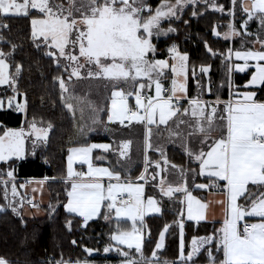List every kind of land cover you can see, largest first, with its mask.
Masks as SVG:
<instances>
[{"label": "snow or ice", "instance_id": "snow-or-ice-1", "mask_svg": "<svg viewBox=\"0 0 264 264\" xmlns=\"http://www.w3.org/2000/svg\"><path fill=\"white\" fill-rule=\"evenodd\" d=\"M195 4L196 0H162L153 11L146 3V0H67V4H56L53 0H0V13L29 15V9H35L42 14L31 20V35L33 40L43 38L45 46L49 49L45 55L53 59L57 69L61 67V58L68 61L64 64V71L68 72L69 81L73 77L82 79V69L88 68L89 78H102L111 83V107L108 110V122H119L122 126L125 121L128 124L133 122L144 127V172L138 177L145 179L150 165L148 150L152 147V125L168 126L170 121L176 125L175 128H168L169 136L182 138L183 147L190 158L199 162V174L207 175L212 182V186L219 187L216 181H224L225 200L217 203L225 205L222 225L213 235L203 237H193L192 250L185 255L184 224L180 221V244L179 261L180 264H188L193 256L200 252V249L207 244H215L217 252H222V259L218 264H264V193L251 200L250 205H241L237 202L238 197L248 191L249 184L254 186H264V101L256 99V92L245 91L238 95L237 99H229L227 102L217 100L216 104L223 103L222 114L217 115L218 109L211 106L207 101L199 98L190 99L189 107L181 111L180 101L182 95L186 93L187 76V55H180L175 46L168 49L172 53V59L176 63L169 64L166 60H149L148 54L156 51L152 44L151 37L154 30L160 34L161 21L168 17H175L177 12L188 4ZM207 3V0H205ZM235 5L236 0H232ZM215 10L223 12V6H218L213 0L211 5ZM242 10L247 14L248 20L258 17L264 25V0H244L241 4ZM147 10L148 15L144 16ZM196 13L194 12L193 15ZM247 26V20L241 27ZM4 27H7L6 25ZM229 32L225 33V38L237 34L234 26L228 25ZM175 31L168 28L167 32ZM214 34L218 35L216 28ZM164 34H167L164 32ZM251 35V33H248ZM2 39V37H0ZM264 47V40L258 41ZM37 47H40L37 44ZM206 47H208L206 45ZM16 45H12L15 50ZM78 48V55L76 49ZM55 49L56 51H52ZM209 52L212 49L208 48ZM216 55L215 52H212ZM231 55V50L230 53ZM12 52L0 51V85H7L12 91L18 92V78L22 71V65L17 63L15 72L9 71L10 65L7 57ZM238 59H243V66L237 65V70L244 72L248 67L249 60H255V65L251 79L244 85L245 88L264 86V51H247L235 53ZM81 58L83 63H81ZM171 68L173 74L170 95L165 97V91L160 78L165 74L164 69ZM93 68L95 70H93ZM70 69V72H69ZM200 71L207 73L208 67L202 66ZM231 71V69H229ZM58 81L61 89V100L68 111L75 113L76 106L73 100L78 103L83 102V98L75 97L69 93L68 85L62 75L53 78ZM146 79L147 84L140 81ZM131 84L134 91L125 92L121 84ZM138 83V87L136 84ZM155 86V96H145L143 90H151ZM68 94V95H65ZM135 96V109L129 107L130 96ZM15 96L9 97V106ZM175 101V103H174ZM2 106V102H0ZM91 106V105H89ZM209 107L211 110L209 111ZM16 109L24 112L25 103H17ZM95 111V109H93ZM185 120L183 117L189 116ZM175 118V120H174ZM97 121L94 119L93 123ZM181 125H186L189 131L185 134ZM31 132L25 133L23 128L19 130L8 129L0 135V161L8 162L12 157L21 158L24 154V143L26 136H35L32 140L35 149L39 143H46L48 133L53 125L48 124L47 128L37 127L35 120L29 125ZM80 131L83 133L84 128ZM199 139L201 149L196 152L191 147V139ZM204 145L208 150H204ZM131 147V141H122L120 145V158H127ZM103 149L107 152L110 148L108 144H91L85 147L70 148L68 156L67 177L65 183H70V190L67 191L68 201L64 205L68 213H75L83 217L85 224L94 216L99 214L101 205L107 202L108 213L115 210L116 216L126 217L131 220L133 227L131 231H119L111 236L118 245H126L128 249H134L139 254L140 259H128V252H122L126 259L122 264H176L175 261L164 260L161 262L157 258V250L164 248L165 234L169 230V225L165 224L164 229L159 233V239L155 244V249L150 257L144 256L143 235L136 227V222L143 224V218L148 211L159 212L157 202L149 197L147 203L143 200V185L131 182L121 183L120 172L115 168H98L92 164L91 154L94 149ZM165 166L169 165L164 152L160 151ZM74 160L88 165V172H75L73 170ZM119 163V161H118ZM155 168L160 171L154 175L159 176L165 168H161L159 161L155 162ZM171 168L179 169L183 177L185 170L171 164ZM8 179L5 184L14 179L13 171L7 172ZM103 177L109 181L115 179L116 184L111 182L105 185L101 182ZM48 178L37 181L41 186ZM167 185V186H165ZM24 187V185H21ZM198 188L208 187L207 185H197ZM36 189H33L35 191ZM160 190L164 196L172 197L174 193H185L187 200V219L197 222L206 218L208 204L195 198L188 191L186 184L172 183L162 178L160 180ZM128 193L127 201L117 200V194ZM12 194H17L16 185L12 184ZM32 204V201H28ZM184 203V201H181ZM119 204V206H118ZM37 207L36 205H33ZM52 208V205H49ZM0 208V211H3ZM54 210V209H53ZM13 213L17 212L12 206ZM183 215V214H182ZM245 217H257L258 222H245L241 226V221ZM109 219V215H105ZM71 222L69 221V227ZM75 244L76 242L73 241ZM110 247H105L104 251H110ZM91 253V249H85ZM212 264H217V258L209 251ZM0 264H10V261L0 257ZM56 264H70L68 261L60 260ZM75 264H88L87 261H76Z\"/></svg>", "mask_w": 264, "mask_h": 264}, {"label": "trees", "instance_id": "trees-1", "mask_svg": "<svg viewBox=\"0 0 264 264\" xmlns=\"http://www.w3.org/2000/svg\"><path fill=\"white\" fill-rule=\"evenodd\" d=\"M57 1L66 3V0ZM161 1L146 0V3L154 10ZM222 6L224 9L222 13L206 10L196 18L190 17L193 7L189 6L179 17L164 21L161 24L162 27L171 26L175 31L160 38H153L152 44L156 51L149 53L148 58H165L169 54L168 49L172 46H176L178 52L186 54L188 98L226 100L231 96L233 89L242 91L252 89L257 94L256 98L264 101V86L244 87L250 80L254 67L246 68L244 72L232 69L230 75L228 74L233 62V59L230 60L228 57V51L238 50V48L250 49L253 43H239L244 40L240 38L230 43L228 39L214 35L213 28L217 27L220 32L225 29L224 24L229 20L226 12L229 11L230 0H223ZM236 14L238 17L236 27L240 30L241 37L245 38L249 35L248 33H251L249 36L258 37L264 33V25L258 17L248 20L247 14L239 10ZM41 15L37 10H30L27 16L0 13V37H2L0 51L12 52V55L7 57L11 73L15 72L17 63L22 65L18 78V92L14 93L8 86H0V102H2L0 134L8 128H29L33 120L36 125L45 128L49 123L53 125L48 133L47 142L39 143L35 149L32 141L27 139L25 158H12L8 162H0V206L5 207V210L0 211V257L10 261V264H56L60 260L93 261L99 264L105 259L113 261L116 260L115 256L112 255V251L110 254L105 253V247L113 245L111 236L114 233L131 230L133 223L126 217L118 218L113 211L108 213L105 205L98 217L87 221L86 224L83 218L68 213L64 208L70 187V184L65 183L68 148L109 140L108 134L102 127L106 122V110L98 118L102 125L98 124L99 127L94 128L93 120L96 117L92 116L87 109L76 106L73 113L64 106L59 83L53 79L58 75L64 78V71L61 68L57 69L53 59L45 55L46 46L35 43L31 35V20ZM142 15L147 16V10ZM246 20L247 26L241 27ZM5 25L7 27H4ZM13 44L16 45L15 50L12 49ZM37 44L40 47H37ZM209 47L216 55L209 52ZM202 66L208 67L209 71L206 78H202V81H206L201 86L195 74L202 73L200 71ZM72 87L77 89L76 84ZM13 94L16 95L18 102H26L24 112L15 109L14 102L11 106L7 105V99ZM133 98L134 96H130L128 99L129 105H132ZM106 105L107 100L104 107ZM81 128H84L83 133L80 131ZM97 155L96 153V157ZM149 155L152 159L157 156L155 153ZM166 157L171 164H176L188 175L191 174L193 183L204 180V177L199 174L198 163L178 147L169 146ZM8 171H13L14 178L18 179L48 178L46 186L49 199L43 206L45 212L43 217H25L20 212V214L13 213L8 206L7 191L12 183L18 182L11 180L7 184L4 183L8 179ZM135 173L137 174L138 171ZM190 188L193 187L190 186ZM146 192L148 195H153L154 192L158 194L150 184H147ZM261 193H264V186L255 187L249 184L248 191L240 198L239 204L250 205L251 200L259 197ZM181 201H183V193H174L172 197L160 196L158 198L160 213L147 215L144 218L142 224L144 256H151L159 233L164 229L165 224L170 227L165 235V246L157 253V258L160 261H175L176 264H180L179 222L181 219L184 224L185 250L193 237L213 235L221 227V222L184 220L182 215L184 203ZM49 205L53 207L50 208ZM106 214L109 215V219H105ZM73 241L76 243L74 244ZM85 249L92 251L89 253ZM209 251L213 257L217 258L218 264L219 259H222V252L216 251L214 243L206 245L188 264H212ZM132 252L135 253L133 250Z\"/></svg>", "mask_w": 264, "mask_h": 264}, {"label": "rangeland", "instance_id": "rangeland-1", "mask_svg": "<svg viewBox=\"0 0 264 264\" xmlns=\"http://www.w3.org/2000/svg\"><path fill=\"white\" fill-rule=\"evenodd\" d=\"M18 2H22V0H18ZM162 2V1H161ZM160 2V3H161ZM170 2L171 3H175V0H170ZM212 2H213V0H207V3H205V0H196V3L195 4H192V3H188V4H186L184 7H183V9L182 10H180V11H178L177 12V15L175 16V17H168V18H165V19H163L162 21H161V24L164 22V21H166V20H170V19H174V18H177V17H179L184 11H185V9H187L189 6L190 7H193V9L191 10V13H190V17H192V18H196L197 16H199V15H201L204 11H206V10H209V11H213V12H218V13H222L221 11H217V10H215L211 5H212ZM249 2H250V0H249ZM53 3H56V4H60L61 2H59V1H57V0H53ZM159 3V4H160ZM215 3L218 5V6H222V4H223V0H215ZM242 3H244V0H236V3H235V5H233V3H232V0H230V8H229V11L228 12H226L227 14H228V17H229V20L226 22V24H224V26H225V29L224 30H222V31H218L217 30V27H215L216 28V31L219 33L218 35H216V34H214V35H216V36H219V37H222V38H224V39H226L225 38V33H228L229 32V28H228V25L231 23L233 26H234V28H235V31H236V33L237 34H234V35H231L229 38H227L228 40H229V42L230 43H233V41L236 39V38H238V40H240V39H244L243 41H241V42H239V43H253L254 45H252V47L250 48V49H243V50H240L239 48H238V50L237 49H235V50H231V55L229 54L230 53V50L228 51V57L229 58H232V56H233V62L231 63V65H230V67H229V69H233V70H236V71H238L237 70V65H241V66H243L244 64H245V61L243 60V59H238L237 57H236V55H235V53L237 52V51H239V52H241V53H244V52H247V51H264V47H262V45H261V43L260 42H258V41H260V40H264V33H261L258 37H254V36H249V35H246L245 36V38L244 37H241V33H240V30L236 27V20L238 19V17H236V12H237V10H239V12H244L243 10H242V8H241V4ZM67 4V0H66V3H65V5ZM158 4V5H159ZM157 5V6H158ZM30 10H35V9H29V11ZM155 10V9H154ZM153 10V11H154ZM196 13L195 15H193V13ZM224 12V11H223ZM245 13V12H244ZM9 14H12V13H9ZM5 15H7V14H5ZM161 24H160V29L161 30H163V31H161L160 32V34H157V31L158 30H154V34H153V36L151 37V41H152V39L153 38H160V37H163V36H165V35H167L169 32H167V29L168 28H172L171 26H166V27H162L161 26ZM244 28V27H243ZM164 32H166L167 34H164ZM214 33V32H213ZM248 37H251V39H248ZM240 38V39H239ZM35 43H41V44H44V41H43V38L41 37V38H37L36 40H35ZM256 43H258V44H256ZM45 45V44H44ZM256 45V46H255ZM254 46H255V48H254ZM176 47V46H175ZM46 51H48L49 49L46 47ZM52 51H56L55 49H51ZM76 51V54L78 55V48L75 50ZM176 51H177V49H176ZM178 52V51H177ZM182 54V53H181ZM170 55H173L172 53H169V55L168 56H170ZM184 55V54H183ZM52 59H54V58H52ZM149 59V58H148ZM149 60H166V61H168L169 62V64L171 65L172 63H174L173 61H172V58L171 57H165V58H163V59H159V58H154V59H149ZM231 60V59H230ZM235 60H239V62H235ZM177 62V61H176ZM66 63H68V61H66V60H63V58H61V69L64 71V67H63V65L64 64H66ZM81 63H83V59L81 58ZM248 67L247 68H249V67H254V71L256 70L255 69V65H256V63H258L257 61H255V60H249L248 62ZM259 63H262V64H264V61H260ZM55 64V63H54ZM56 65V64H55ZM171 68L169 67V68H166V69H164V70H166V71H164V73L165 72H167L168 70H170ZM93 70H95L94 68H93ZM82 71V74H83V77L84 78H82V79H77V78H75V77H73L72 78V80L71 81H69V79H68V72H65L64 71V80H65V82H66V84L68 85V89H69V93L71 92L72 93V91H73V93H72V95L73 96H75V97H80V98H83V102L82 103H78L76 100H73L72 102H73V104L75 105V106H80V108H84V109H87L88 110V112H90L91 113V115L93 116L94 115V117H96V123L94 124V128H97V127H99L98 126V124H100V125H102V123L100 122V119H98L99 117H100V114L101 113H103L105 110H106V122H105V124H103V128L105 129V131H107V134H108V132L110 133V132H112L113 134H114V136L117 138V136H120V138L121 137H124V141H131V147H130V150H129V152H128V154L130 155V156H128L127 157V160L123 163V164H126L127 165V162H128V166H134L136 163H140L141 165H142V167L144 166V151H143V149H144V127H143V125H141V124H137V123H135V122H133L132 124H128V122L127 121H125V125H127V126H122L118 121L117 122H114V123H109L108 122V110H109V108L111 107V99H112V97H111V92H112V86H111V83L109 82V81H107V80H105V79H102V78H96V79H93V78H89L88 76H87V72H88V68L86 67V68H84V69H82L81 70ZM253 71V72H254ZM69 72H70V69H69ZM230 72L231 71H228V74L230 75ZM253 72H252V74H253ZM204 76H203V75ZM252 74H251V76H252ZM168 75V74H167ZM197 75H199V76H197ZM205 76H207V73H201V74H198V73H196L195 74V77L197 78V82H199L200 84H201V86H202V83H204L206 80H204V81H202V78L203 79H205L206 77ZM162 78V77H161ZM160 78V80H161V83H162V85H164V83H163V80ZM250 79H251V77H250ZM228 81L230 82V76L228 77ZM140 82H142V83H145V84H147L148 83V81L146 80V79H144V80H142V81H140ZM167 83L169 84V90L171 89V86H172V80H168L167 81ZM185 83H186V85H187V76H186V81H185ZM77 85V89H72L73 87L72 86H74V85ZM167 84V85H168ZM0 86H7V85H0ZM139 85H138V83L136 84V87H138ZM121 87L123 88V90L125 91V92H129V91H134V87H133V85L131 84V82H129L128 84H121ZM204 87H206V86H204ZM255 87H257V86H255ZM152 91H153V95L152 96H154L155 95V86H154V84L152 85ZM246 90V89H245ZM236 91H238L237 89H233L231 92H233V94H234V96H236V94H241V93H243V92H245V91H242V90H239V92H236ZM247 91H252V89H247ZM143 92H144V95H146V94H149V89L148 88H145L144 90H143ZM65 95H68V94H65ZM162 95H164L165 96V94H164V92L162 93ZM168 95H170V91L168 92V94L166 95V97L168 96ZM12 96H15V100H13L14 101V103H15V105L17 104V103H20V102H18L17 101V99H16V95L15 94H13V95H10V97H12ZM134 96V95H133ZM183 96H184V94H183ZM186 97V96H185ZM130 98V97H129ZM128 98V99H129ZM107 100V105H106V107H104L105 106V101ZM7 102L9 103V98L7 99ZM21 103H23V102H21ZM89 105H91V106H89ZM93 109H95V111H93ZM37 127H40V128H45V127H43V126H39V125H37ZM118 127V128H117ZM20 128H18V129H16V130H19ZM25 130V129H24ZM156 131H157V128L155 127V128H153L152 129V133H156ZM29 132H31V129H30V127L28 128V129H26L25 130V133L27 134V133H29ZM118 132V133H117ZM4 133V132H3ZM3 133L2 134H0V135H3ZM27 139H29L30 141H32L33 139H35V136H26V139H25V143H24V154H23V156L21 157V158H19V159H23V158H25L26 157V155H27V153H26V151H25V147H26V142H27ZM167 139V138H166ZM28 140V141H29ZM91 144H106V142L105 141H103V142H99V141H97V142H90V144H86L85 146H88V145H91ZM108 145H110V150L112 151L113 150V147H114V149H116V150H118V147H117V145L115 144V141L113 140V141H111V142H109V143H107ZM113 144H115V146L113 145ZM166 144H167V141H166ZM84 146V147H85ZM79 147H81V146H70L69 148H68V152H67V154H66V172H67V167H68V156H69V149L70 148H79ZM163 152H164V148L163 149H161ZM166 156V155H165ZM157 157V161H159L158 160V158H159V155L158 156H156ZM12 158H16V157H12ZM11 158V159H12ZM167 158V157H166ZM17 159V158H16ZM160 159H161V163L163 162V157H160ZM152 157L150 158L149 157V161L151 162L150 163V165L149 166H151L152 164H153V162H152ZM0 162H2V161H0ZM93 166L94 167H98V166H96V165H94L93 164ZM149 168V167H148ZM82 169H86L87 170V172H88V165L87 164H85V163H82V162H80V161H77V160H74V162H73V170L75 171V172H82ZM135 169V168H134ZM140 170H141V168L139 167L138 169H135V171H133V176H137L138 174H139V172H140ZM138 171V173L136 174L135 172H137ZM86 172V173H87ZM29 183H30V181H29ZM13 184V183H12ZM15 184V183H14ZM113 184H116V183H113ZM133 184H138L137 182H133ZM16 185V184H15ZM35 186H37V185H35ZM16 189H17V194L14 196L13 194H12V186H10V188L8 189V191H7V193H8V200H9V207L11 208V210H12V206H14V207H16V209H17V213H19V210H18V208H24L25 206V204H23V202H22V200H21V196H20V191H19V188L16 186ZM185 194V193H184ZM185 196H186V194H185ZM42 199V198H41ZM41 199H39L38 197H36V208H39V209H41V206H42V204H44L43 203V201L41 200ZM68 201V200H67ZM10 202H11V205H10ZM67 203V202H66ZM107 206V202H104V203H102V205H101V209H102V207L103 206ZM7 206V207H8ZM118 206H119V204H118ZM6 207V208H7ZM157 207H159V209H160V206H159V204L157 203ZM0 208H3L4 210H5V207L4 206H0ZM101 211V210H100ZM160 211H161V209H160ZM160 211L159 212H153V211H148L147 213H146V215H148V214H158V213H160ZM20 214V213H19ZM99 214H100V212H99ZM99 214H97L96 216H94L92 219H95V218H97L98 217V215ZM183 214V213H182ZM23 215V214H22ZM24 216V215H23ZM25 216H30V217H39V216H41V215H33V214H31V213H28L27 215H25ZM92 219H90V220H92ZM131 221V220H130ZM132 222V221H131ZM179 225H180V222H179ZM136 227L137 228H139L140 230H141V233H142V235L144 236V230H143V227L141 226V225H139V221H137V223H136ZM128 231H131V230H128ZM166 235V234H165ZM203 237V236H202ZM159 239V238H158ZM158 241V240H157ZM191 242H192V240H191ZM191 242H190V245H189V249H190V251L192 250V244H191ZM164 244H165V242H164ZM208 245V244H207ZM206 245H204L203 247H205ZM110 248H112V251H113V249H114V253H116L118 256H121V253L122 252H126L127 250H126V248H127V246L126 245H118L117 243H116V241H113V245H111L110 246ZM128 249V248H127ZM129 250V249H128ZM161 250V249H160ZM160 250H157V252H159ZM138 254V253H137ZM187 254V252L185 253V255ZM123 256V255H122ZM114 261V260H113ZM124 260H122V259H119V260H117V261H114V264H122V262H123ZM70 262V264H75V262L76 261H69ZM88 262V264H97V263H95V262H93V261H87Z\"/></svg>", "mask_w": 264, "mask_h": 264}, {"label": "crops", "instance_id": "crops-1", "mask_svg": "<svg viewBox=\"0 0 264 264\" xmlns=\"http://www.w3.org/2000/svg\"><path fill=\"white\" fill-rule=\"evenodd\" d=\"M256 44H258V43H256ZM255 46H254V48H255ZM178 53L180 55H183L180 52H178ZM168 55L166 57H171L172 58V56H173V55H170V56H168ZM230 59L232 60L233 58H230ZM172 61L174 63H176V61H174L173 59H172ZM235 62H239V60H235ZM164 71H166V70H164ZM165 73H167L168 75L166 74V76L164 77V75H165L164 74L161 79L163 80V83H164V79H166V83H164L163 87L167 88L169 90V88H168L169 84L167 83V81L173 79V74L171 72V69L168 70ZM187 76H188V72H187ZM245 91H247V90H245ZM236 92H239V90L236 91ZM148 95H151V96L153 95L152 89L149 90V94H146L145 96H148ZM181 95H182V99L180 101V107H181V111L183 112L184 108H188L189 107L188 101L190 99H192V98H188L186 93H184V96H183V94H181ZM238 95L239 94H236V96H234V94L232 92L231 96L228 99H226V100L225 99L224 100H222V99H207V98H199V99L201 101L209 102V104L211 106L217 107V109H218L217 115H220V114H222L224 104L223 103L216 104V101L219 100V101H222V102H227L230 98L233 99V100L237 99ZM134 100H135V96H134L132 101H134ZM258 101H260V100H258ZM12 102H14V101H12ZM181 102H183V103H181ZM174 103H175V101H174ZM8 104L9 103L7 102V105ZM14 105H15V103H14ZM15 109H16V105H15ZM210 110H211V108L209 107V111ZM183 118L185 120H188V119H190V115L189 116H185ZM174 120H175V118H174ZM155 127L157 128V131H156V133H152V137H151L152 147L148 150V157L150 156L149 155L150 153H155L157 156L159 155L158 160H159V162L161 164V168H165L166 169L165 171L161 172V174L159 176H155V179L153 178L155 173L160 171L159 169L155 168V162L157 161V157H155L152 160L153 164L151 165V168H148L147 173L145 174V179L144 180H139L138 177L140 176V174L142 172H144L145 165L142 167V165L140 163H136L134 166H128V162H127V165L123 164L127 160V158H120L119 153H120V145H121V142L124 141V137L120 138V136H117V138H116L112 132H110V133L108 132L109 140H104V141L107 144V143H109V142L114 140L115 144L118 147V150L114 149V147H113L112 151L109 148V150L107 152H105L103 149H99V148L98 149H94L92 154H91L92 164L98 166V168H105V167L109 168V169L115 168L116 171L120 172V182L121 183L137 182L138 184H142L143 185V197L142 198L145 201V204L147 203V199L149 197L154 198L156 200V202L159 204L158 198L160 196H163V194L161 193V190H160V180L162 178L166 179L167 182L172 183L173 186H176L177 184H186L188 191L191 192V194L195 198H197L198 200L208 204V208H207L206 213H205L206 218L204 220H201V221L221 222V225H222V221H223V218H224L225 205L217 203V201L226 199V197L224 195V184L226 182H224V181H216V183L219 185V187H214V186H212L211 179L205 174V175L202 176V177H204V180H200V181H197L196 183H193L192 182L193 179H192L191 174L188 175V173L185 171V174L182 177L180 175L179 169L171 168V163H169V165H167V166H165L163 162L161 163V159H160V157H161V155H160L161 149L164 148V154L165 155L167 153V149H168L169 146L178 147L180 150H182L184 152H185V150H184V147H183L182 138H178L176 136H171V137L169 136L168 128L169 127H171V128H175L176 127V125H175V123L173 121H170L168 126H165V125H159V126L152 125V129L155 128ZM19 128H23L25 130L28 129V128H24V127H19ZM8 129H18V128H8ZM8 129H6V130H8ZM181 129L184 131L185 134L187 133V131H189V129L187 128L186 125H181ZM106 133H107V131H106ZM166 141H167V144H166ZM95 142H97V141H95ZM101 142H103V141H101ZM88 144H90V143H88ZM115 144H113V145L115 146ZM84 146H81V147H84ZM190 147L194 151L198 152L201 149V145L199 143V139L196 138V137H193L191 139ZM204 150L205 151L208 150V146L207 145H204ZM25 151H26V147H25ZM96 153L98 154L97 157H96ZM128 156H130V155L128 154ZM192 159H194V158H192ZM118 161H119V163H118ZM196 162L198 163V170L200 172L199 162L198 161H196ZM139 167L141 168L139 174L137 176H133V171H135V169H138ZM82 172L86 173L87 170L86 169H82ZM13 180L18 182V183H16L17 184L16 186L19 188L20 196H21V200H22L23 204H25V201H24V196L25 195H29L30 197L33 198V200L35 202L34 205H36V200H35L36 197H38L39 199L42 198L41 200L44 203V204H42L41 209L36 208L34 206L30 207V206H27L25 204L24 208H18L19 212L21 214H23L24 216L27 215L28 213H31L33 215H41L38 218L43 217L45 215L43 206L46 205L47 202H48L49 191H48L47 186H46V181H45V183L42 186L40 184L36 183V182L44 180V178H39V179H33V178H30V179H18V178H14ZM15 181H13V182H15ZM29 181H30V183H29ZM101 182L105 185V192L107 191V185H108L109 182L117 183V181L115 179L109 181V179L107 177H103L101 179ZM147 184L152 185V187L156 189L158 194H156V192H154L153 195L146 194L147 193L146 192ZM200 184L207 185L208 187L198 188L197 185H200ZM21 185H24V187H21ZM35 185H37V186H35ZM10 186H12V184ZM165 186H167V185H165ZM190 186H192L193 188H190ZM247 188H248V186H247ZM33 189H36V190L33 191ZM193 189H195V190H193ZM69 190H70V187H69ZM246 192L243 195H241L240 197H238V200H237L238 203H240V198L243 197L246 194ZM121 194L129 195L126 192L125 193H121ZM183 201H184L183 219L184 220H188L187 219V200H186V196H185L184 193H183ZM159 206H160V204H159ZM112 211L114 212V215H116L115 210H112ZM72 214H75V213H72ZM75 215H77V214H75ZM148 215H151V214H148ZM77 216H79V215H77ZM146 216L147 215L145 214L144 218ZM25 217H30V216H25ZM81 218H83V217H81ZM144 218H143V222H144ZM258 220H259V218H257V217H245L244 220L241 221L240 223L241 224L245 223V222H251L252 223V222H258ZM189 221L197 222L195 220H189ZM139 225L142 226L140 221H139ZM143 239H144V236H143ZM189 245L187 246L188 248L185 250V253L186 252L188 253L190 251ZM203 248L204 247H202L200 249V251ZM126 250H127L126 252L129 253V256L127 257L128 259H136V260L140 259L139 254H137L134 249H129L128 250L126 248ZM132 250L135 253H133ZM111 251H112V248H111L110 251L105 252V253L110 254ZM112 255L115 256V258H116V260H114V261H117L119 259H122V260L126 259L124 256H122V255L118 256L116 253H114V249L112 251ZM196 255H194L193 258ZM161 262H163V261H161Z\"/></svg>", "mask_w": 264, "mask_h": 264}, {"label": "built area", "instance_id": "built-area-1", "mask_svg": "<svg viewBox=\"0 0 264 264\" xmlns=\"http://www.w3.org/2000/svg\"><path fill=\"white\" fill-rule=\"evenodd\" d=\"M165 91H164V94H165V97L166 95L168 94V89L167 88H164ZM135 100L133 101L132 105H130L129 107L135 109ZM123 198V200L127 201L129 199V195H124V194H117V200L119 201L120 198ZM24 201H25V204L27 206H33L35 204L34 200L32 197H30L29 195H25L24 196ZM28 201H32V204H29ZM248 223H251V222H248ZM243 225V223L241 224V226ZM99 264H114V262L112 260H108V259H105L103 261H100Z\"/></svg>", "mask_w": 264, "mask_h": 264}]
</instances>
